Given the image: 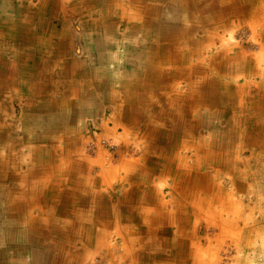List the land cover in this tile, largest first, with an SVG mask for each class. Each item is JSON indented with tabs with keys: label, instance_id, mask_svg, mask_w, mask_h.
Returning a JSON list of instances; mask_svg holds the SVG:
<instances>
[{
	"label": "bare ground",
	"instance_id": "bare-ground-1",
	"mask_svg": "<svg viewBox=\"0 0 264 264\" xmlns=\"http://www.w3.org/2000/svg\"><path fill=\"white\" fill-rule=\"evenodd\" d=\"M81 1L83 2L87 0ZM101 1L103 3L102 5L106 6L107 9L112 6L113 8L110 9L117 10L120 21L124 23L131 22L130 19L140 21L139 25L132 22L133 24L129 25V27L132 28V30L138 29L141 36L144 37V40L148 39L147 41H145L147 44L144 43V47L140 46L139 49L141 51L138 50L139 45H137V48H135L134 51L135 54L139 55V53H141L143 57H152V59L147 60L148 68L144 70L145 76L142 77L144 79H141L143 82V85L141 86L142 89L144 88L143 91L146 88L154 89V86L157 83V79H159L161 73L165 71L168 72L169 76H175L177 78L180 77V79H183L182 81L185 82L184 85H186L187 88L190 89L187 93L180 90L179 88L181 81L175 80V83L172 85L170 90V100L167 101L168 106H163L159 108V110L153 111V107H151L152 104L149 102V100L146 101V99H148L147 96H145V98L141 96L140 88H138L137 91H130L129 87H127L123 98L125 102L128 101L131 103L132 101L134 105H128L127 103L129 109L127 113L121 111L120 108H116L115 111L113 110L114 114L112 121H114V125H117L119 122L118 119L122 117L132 120L135 116L134 110L132 111V107L135 108V111L138 112L136 104L139 103L137 101L140 102V99H143L145 103L142 100V103L139 104V107H141V112L144 114H142L144 118H148L149 120H151L152 117H157L159 119L169 120L170 126L165 125V131H173L175 133H177L176 131H181L183 135L187 137H184L181 140L178 147H180L181 149L182 146H185L186 148L193 150L192 155L194 157L196 156V160H194L193 162H191L190 160L189 164L192 165H188L186 157L179 156L178 158H176L177 160H175L182 167H177L176 169L170 165L171 163L175 162L168 160V156L166 155L165 150L161 148L162 140L156 139L153 141L155 145L154 147H150L152 149H150V151L155 152L154 156H148L146 161L154 165L155 163H158V161H155V159H161V162L159 164H162V171L165 173V175L170 174L174 177V183H172L170 191L176 192L177 195L172 197L171 204H173V208L167 207V209L163 211V209L161 208L166 207L165 204L169 201V199L167 201L163 200V197L159 194L161 193L160 190H154L152 196H154L153 200H155L156 203L153 204L154 206L146 207L147 203L143 199V201L140 202V204L136 207V214L138 216V219L146 220L147 225H149V222L154 223L153 220H156L158 214H164V212H167L165 216L168 217V225L166 226L164 222L162 223V219L158 221V223L165 227L164 230L159 227H157L156 230L152 227H148L149 229H147V232L155 231V237L166 236V231H168L167 228H169L171 224L175 225L176 220L179 222V225L175 226L177 230L187 231L189 229L187 228V226L191 224L194 226L196 224L199 225L200 223H204L206 227L216 226L220 230L221 236L226 232L228 233V231L230 232V230L232 229L230 224L236 225V220L231 214H235V218L238 217V209H234V206L232 205V190L226 188L224 189V187L220 185V183L222 182V180H219L222 176L220 172L218 174H211L209 172H206L205 170H202V167L207 166V164L211 165L212 167H216L217 165H219L225 169H230V171L232 170L231 172H234V174H237L238 176L248 178L247 173L244 170H235L237 168L236 166H238L237 162L248 163V161L244 159L237 161L236 158H234L233 160L231 159L232 156L230 155L231 151H229V149L232 147L231 144L233 143V138L237 136L240 139L239 143L241 146L250 142L256 143L258 147L264 146V0H149L152 2H146V0H107L106 2L105 0ZM52 2H54V0H44L42 3V6L44 4V9L43 7L37 8V15L41 17L39 20L40 25L46 22L47 18L52 17ZM58 5H60L61 10H66L67 8H69L68 11H70V9L73 8V11L75 13L77 12L74 3L67 4L65 0H62ZM117 5H119V7H117ZM85 6L86 7L79 8L80 11L86 9L89 6L90 8L93 7L92 4H86ZM70 13L72 14V12ZM29 15L32 17L30 13ZM101 23H103V21H95V30L92 31L93 37H97L96 33H98L97 30H101ZM153 23L155 25H153ZM15 26H17V28L16 30H13L16 33H14L16 37L14 36V34L7 33L4 30H2L1 33L3 35H7L8 38L13 37L20 42H23L28 39L32 40L34 37H36V33L40 31L38 30V26L34 35L30 36L28 35L30 34V30H27L26 27L23 26V22L18 21L17 23H15ZM237 26L242 28L248 27L250 39L251 41H258L256 46L258 50L261 51L262 55L250 54L245 59V56L247 54H245L244 49L238 48L234 51L232 50V48L234 47L232 44H228L226 46L224 44L225 47H221L222 41L226 34L225 32H229V30ZM104 28H106L112 34L117 33L112 24H107V26H105ZM71 33L72 32L68 31L69 35H71ZM70 39L71 40L63 39V41L59 39L57 41L58 43L56 44V46L58 48V53L61 56L71 55L72 44L74 43L72 41L73 38ZM114 40L115 39L110 37L106 42V45L101 46H99L98 43L102 41H99L97 44H94L93 48L95 47V51L99 48L102 52V55L104 56L111 55L109 51H106V48H112L115 43ZM132 43V45H134V41ZM217 43H220V45H217ZM136 44L139 43L136 42ZM125 45L127 48L126 54H128L130 53L129 45ZM236 57H238L241 62L240 64L234 65L232 63ZM19 61L22 62L21 59H19ZM257 61L259 64L261 63V73L258 72L260 77L259 80L254 81L256 74L252 73V71L255 70ZM141 64L142 66L145 65L142 60ZM61 65L60 68L63 69ZM74 65L75 64L72 63L71 66L73 67ZM161 66L164 68H162ZM213 70H215L216 73H213ZM236 71L237 73H235ZM19 72L24 76L26 75L25 70ZM239 72L247 74L244 77L250 76V78H248L249 80L243 79L239 81L240 84L236 83L233 86L234 95H231L232 86L230 84H232L233 82L223 83L221 82L222 80L220 78L222 76L223 78L225 76H229L231 77V79H235L238 75H240ZM218 73H221L220 76H218ZM137 79L138 77H132L131 82H135L137 81ZM6 83L7 82L0 79V89ZM249 84L250 86L253 84L256 88V96L250 98L251 101L247 104V106L254 110L257 109L256 112H258L261 117H257L256 120L253 121L248 120L247 118H245L244 120L242 119V121L240 122V126L246 123V127H243V129H241L240 127L239 130H235L233 129V125L237 124L240 118H233L235 116L234 108L232 111V119H230L228 122L230 126L226 131L223 132V138L219 137V139H212L215 136L208 135L204 137L206 139L209 138L206 143V140H204L203 138L202 142L206 144L205 146H203V148L202 142L198 141V145L196 146L193 144V142H190L191 140H188V138L192 136V131L195 128L200 127L197 125L204 122L202 121V119H197L196 122H193V115H191V113H197L198 111L196 108L200 109L204 106L206 107L214 105L212 106V108H216L215 110L213 109V112L218 113L219 110H222L224 112L228 109L225 108V106L233 105V102H230L233 96L235 100L240 101L237 104L234 103L235 106L237 105L236 107H238L241 104V93L246 91V89L249 87ZM26 86L28 87V85ZM145 93H143V95H145ZM180 98L182 99L181 101H179ZM184 100H188L187 105L183 104ZM217 106H220V109H218ZM211 110L212 109H210L209 112H211ZM1 126L4 127L2 123L0 124V127ZM152 128V126H148V131L150 132ZM4 130L6 131V128H4ZM23 133L26 134V131H23ZM11 135L13 136V142L11 138H5L9 139L7 140V142H5V146L7 145V143H15L17 139L15 132H11ZM260 135L262 136L263 140L260 138ZM172 141L174 144L177 143L175 137H172L169 140L170 143ZM150 145L151 143L149 144V146ZM12 146L14 147V144ZM153 157L155 159L152 161L151 159H153ZM123 159L124 157L120 153L117 163L113 164V159L109 155V163H107V165L105 166L106 168H102V170H100L99 172L101 173V176L105 177V179H107V177L108 179H115L118 177L119 180L127 181L131 178V175L133 173L138 172L137 175L139 176V179H141L142 181L146 180V177L150 174V172L143 171L144 169H146H142L143 166L146 167L145 165H140L138 163V159H134L132 154L129 155L128 162H126V164L120 165L119 162H121ZM255 161L257 163L256 159ZM7 162L9 161L6 158L2 157V159H0V198L1 201H4L5 203L4 207H2L3 216L9 214L11 211H13L14 213H18V206H16L15 204H18V201L16 200L17 198L24 197V195H22L24 192V183H26L27 185V187H25L27 190L25 191V194H28V168L26 173H15V171L9 172L7 167L9 163ZM96 162H98V160H96ZM72 165L74 166L69 167H71L70 169L73 168V170L75 171V169L77 168L81 169L80 166L83 165V162L80 163V161L77 160L76 163ZM194 166L197 168L195 170H198L200 172V174H196L193 170V176L196 178V180L194 179L195 181L191 176L192 168ZM153 168L151 170H153ZM118 169H121L123 171V174L121 176L117 171ZM215 171L218 172L216 168H214V172ZM68 172L73 174V172H71L70 170H68ZM237 175H233L231 179L228 176V178L230 179V186L237 187ZM10 177H17L18 180L22 182L21 184L14 183L12 187L4 190V185ZM251 177H253L254 179L255 175L252 174ZM111 181L105 180V182H107L108 184V187L110 186ZM188 187H191L189 191L187 189ZM242 189H244V187H242ZM17 193H19L18 196ZM25 199H27L26 204L28 208V196ZM225 212L227 213V215H231V219L228 218L227 220V217L224 215ZM122 216H126V211L125 213H123L122 210ZM67 222L68 221H66V223ZM8 223V227L11 229L12 221L8 220ZM70 224H72V221H70ZM74 227L77 228L76 232L79 234L78 228H80V226L77 224ZM129 227L132 226L123 227L121 228V230H126V233H128L129 230L128 234H131V231L137 228L135 227L130 229ZM197 227L199 228V226ZM72 228L73 226L71 227V229ZM56 229H58V227ZM69 229L70 226H68L65 231L71 232ZM25 230H28V226H26L25 228H21V231ZM65 231V234H61L59 232L55 233V235L53 236V241L42 242V247L46 249L47 247H49V250L52 253L55 252L57 255L60 248H67L70 250L72 240L67 237ZM189 231H191V229H189ZM138 236L140 238V233L138 232L132 233L130 235V238L128 239L131 241V246L135 243L134 240H138ZM98 237L99 238L96 241V245H98L99 242L101 243L102 240L101 236ZM165 238L166 237L159 239L164 240ZM75 240L79 244H81L80 238ZM146 240L148 241L149 239ZM161 240H157L155 241V243L163 245L165 240L163 243L161 242ZM73 242L75 241L73 240ZM168 242H170V239H168ZM146 245L156 246L157 244L155 245L152 240V243H148ZM126 249L128 250L127 247ZM134 249H136V256L139 260L143 259L147 255L145 253V249L140 245H138V247H135ZM156 249L160 250L158 245ZM204 252L206 253V251H201L198 248L192 251V254L190 256L192 258V261L194 262L193 264H214V261L210 259L205 261V259H208V257H205ZM75 255L76 253L74 254V257ZM4 256L6 259L12 258V256H9V254H5ZM41 256L42 252L31 251L30 262L32 264H38ZM60 257H62V259ZM65 257L69 258V254ZM65 257L64 255L55 256V258L58 260H64ZM146 258L148 259L149 257L146 256ZM72 259L74 258L72 257ZM20 261L22 263L26 262L25 258H21ZM20 261L17 260V262Z\"/></svg>",
	"mask_w": 264,
	"mask_h": 264
},
{
	"label": "rangeland",
	"instance_id": "rangeland-1",
	"mask_svg": "<svg viewBox=\"0 0 264 264\" xmlns=\"http://www.w3.org/2000/svg\"><path fill=\"white\" fill-rule=\"evenodd\" d=\"M61 1L62 0H57V1L54 0V2H52V10H51L52 17L49 18V21H48L50 23V27L56 29V32L60 31L61 26L60 28H58V26L57 27L55 26V23L57 20V22H61V25H67L68 31L78 32L83 39V40L81 39V41H83L81 44V47H83L84 49L83 51L85 52L86 51H88V53L95 52V53H98V55H102V52L100 51L99 48L95 51V47L93 48L94 44H97L99 41H102L98 43L99 46L106 45V42L109 40L110 37H112L113 39H115L114 40L115 43L112 48H106L107 49L106 51L110 52L114 48L113 55H136L134 51H135V48H137V45H139L138 50L141 51L139 49L140 46L144 47V43H146L145 41L148 40V39L144 40V37L141 36L138 29L132 30V28L129 27V25H132L133 23H136L139 25L140 24L139 20L135 21V20L130 19L131 22H128V23H124L120 21L117 10L110 9V8H113L112 6L107 9L106 6L102 5L103 3L101 0H87L83 2L79 0L78 3L75 1L71 2V0H65L67 4L74 3L76 10H77L76 13L73 11V8H71L70 11H68L69 8H67L66 10H61L60 5H58L61 3ZM106 1L107 0H105V2ZM16 2H13L12 0V3H16ZM146 2H152V1L146 0ZM85 3L87 5L92 4L93 7L90 8L89 6L86 9L80 11L79 8L86 7ZM7 4H4V5H7ZM56 7H59V10L56 11L58 16H54L56 15L54 13L55 11L54 8ZM117 7H119V5H117ZM33 11L35 12H32L31 14L32 17L28 20V25H29L32 22L31 20L33 19V17H35L34 24H32V27L36 23L38 24L41 18L37 15V10L35 9V5H34ZM70 12H72V14ZM95 21L96 22L103 21V23H101L102 26L100 27L101 30L100 31L97 30L98 32L96 33L97 37H93L92 35V31L95 30ZM107 24L108 25L112 24L113 28L116 29L117 33L112 34L110 31L104 28L105 26H107ZM153 25L155 24L153 23ZM35 28L36 27L34 26L32 31H34ZM225 33L226 34L221 44L222 48H224L228 44H232L234 46L232 48V50L234 51L238 48H242L245 50L244 51L245 54H247L245 56V59L250 54L251 55H262L261 51H259L256 46L258 41H251L248 27L242 28V27L237 26L229 30V32H225ZM48 37L49 36L39 37V41L42 42L41 44L42 50L40 51V53L43 55H47L48 51L55 53L54 52L55 48L58 51L56 43L51 42L52 44L51 45L48 40L50 38ZM37 39H38L37 37H34L33 40L31 41L34 42V41H37ZM62 39H68V37L62 38ZM94 39H96V42H93ZM133 41H134V45H132ZM136 42L139 44H136ZM125 44L129 45L130 53L128 54H126L127 48ZM217 45H220V43H217ZM73 46L74 45L72 44V47ZM32 48L33 47L31 46V48L29 49V52L32 51L31 50ZM32 53L35 55L36 53H38V51H34ZM7 54L8 55H6L7 56L6 63L7 64L9 63L8 66H10V68H7V69H10L12 72L14 69H16V67H14V64L17 59L13 58V55H15L14 52L10 51ZM55 55L57 54L55 53ZM75 55H83V54H82V51H75ZM137 57L140 58V63H141V60L145 63L144 66H142V64L140 66L142 67L141 70L144 72V70L148 68L147 60L152 59V57L150 56L143 57L141 53H139ZM52 62L53 61L49 62L50 65H47V66L49 67L55 66L58 68V66H60L63 62L65 63V62H70V61H67L64 59H58V63H57V60H54L53 63ZM240 62L241 60L238 57H236L232 64L236 65V64H240ZM17 63L18 64L16 66L25 70L26 76H24L22 73L19 72V74L17 75L11 74V75H7L3 77L5 82H11L13 85L10 87H8L7 85H4V87H8L10 89L6 88V91L2 92L0 95V124L2 123L4 125V127L2 126L0 127V132H1L0 133V159H2L3 157L9 161L7 162L9 163L7 166L9 172L15 171V173H26L27 168H28V135H27L28 131L23 130V129H26L28 127V124H27L28 123V93H27L28 87L26 86L28 85V63L20 64L18 60H17ZM66 66L68 65L66 64ZM80 66H81V61L79 62L78 68H80ZM213 71H214L213 73H216L215 70ZM243 72H239L240 75H238L235 79H231V77L229 76H225L224 78L223 76L221 78L219 77L222 80L221 82L223 83L233 82L232 84H230L232 86L231 95H234L233 86L236 83L240 84L239 81L243 79L249 80L248 78H250V76L244 77L247 74ZM245 72H248V71H245ZM258 72L261 73V63L259 64L257 61L256 68L254 71H252V73L256 74L254 81L256 80L258 81L260 78ZM235 73H237V71ZM220 74L221 73H218V76H220ZM2 76L3 74L0 75V77ZM132 76L133 75H131V73L126 74V77L129 78L130 80L129 86L127 85V87H129V90L137 91L138 88L142 89L141 86L143 85V82L141 79H144L142 77L145 75L138 77L137 81L135 82H131ZM3 78H0V79H3ZM139 79H140V83H138ZM175 80L181 81L180 88H179L180 90L186 93L190 90L187 88L186 85H184L185 82L182 81L183 79H180V77L177 78L175 76H169L167 71L161 73L160 78L157 79V83L154 86V89L146 88L144 90V93L148 91L145 93V95H147V98H148L146 99V101L149 100V102L152 104L151 107H153L152 109L153 111H157L159 110V108L163 106H168L167 101L170 100L169 99L170 90H171L172 85L175 83ZM60 83H63V82L61 81ZM133 85L134 86L136 85L135 89H133ZM241 95L242 96H241L240 106L238 107H236L237 105L235 106V104L239 103L240 101L235 100L233 96V98L230 100V102H233V105L230 104L231 106H225V108H228L227 110L224 111L225 113L222 110H219L218 113L213 112V109L215 110L216 108V107L212 108V106L214 105L206 106V107L204 106L200 109L196 108L198 112L193 113V114L191 113V115H193V122H196L197 119H202V121L204 122L202 124L197 125L200 127L195 128L192 131L193 132L191 133L192 136L189 137L188 140H191L190 142H193V144L197 146L198 141L202 142L203 138L208 135L215 136L212 139H215V138L219 139V137L223 138L222 136L223 132L226 131L227 128L230 126L228 122L230 119H232L231 118L233 114L232 111L234 108H235L234 109L235 116L233 118L234 119L240 118L239 122L233 125L234 126L233 129L235 130H239L240 127L241 129H243V127H246V123L240 126V122L242 121V119L244 120L245 118H247L248 120L253 121V120H256L257 117H261L258 114V112H256L257 109L254 110L247 106V104L251 101L250 98L251 97L253 98L256 96V88L254 87V85L252 84L250 86L249 84V87L246 89V91L242 92ZM111 97L112 99L115 98L114 95ZM118 98H120V101L123 102L124 100L123 96L122 97L118 96ZM181 100L182 99L180 98L179 101ZM126 103H128V101H126ZM187 103H188V100L183 101L184 105H187ZM217 107L218 109H220V106H217ZM210 109H212L211 112H209ZM186 110H187V106H186ZM123 119H124L123 120L124 126L117 124L114 130L120 127L124 131V134L126 135L132 132L136 133L139 131L138 134H141L142 137L138 139L137 149L140 152L139 153L132 152V153L126 154L124 152H121V145L119 141H116L115 139L114 141L113 140H103L101 138V140H99L100 144H98V146L102 145L103 147H105L106 150L104 152L107 153L108 156L109 155L111 156V158L113 159L112 160L113 162L118 161L119 155L121 153L124 159L121 162H119L120 165L126 164V162H128L129 155L131 154L133 158L139 159L140 165L142 166L151 165L149 162L146 161L149 156L146 154H148L150 151L148 147H151V146L154 147L155 143L153 141L156 139L162 140L161 148L165 150L166 155L168 156V160L175 162V163L170 164L174 168L182 167L176 162L177 160L176 158H178L179 156L186 157L188 165H192V164H189L190 160L191 162L196 160V156L194 157L192 155L193 150L186 148L185 146H182L181 149L180 147H178L181 140L187 136L183 135L181 131H176L177 133L173 131L171 132L165 131L164 126L165 125L170 126L169 120L159 119L157 117H152V119L149 120L148 118H144V116L140 113L135 114L132 120L130 119L128 120L126 118H123ZM17 121L18 122L24 121L27 123H23V122L18 123ZM21 124H24V128L22 127ZM148 126L153 127L150 132L148 131ZM4 128H6V131L2 132ZM22 130L26 131V134L21 132ZM11 132H15V134L17 135V139L15 141L16 144L12 143L13 136L11 135ZM7 133L9 134L8 138H11L12 142L7 143V145L5 146V142L9 140V139H5L8 136ZM18 133H20L21 135H19ZM172 137H175V139L177 140L176 144H174L173 141L171 143L169 142V140ZM260 138L262 139L261 135H260ZM208 139L204 138V140H206L205 143L208 141ZM239 141L240 139L237 136H235L233 138V143L231 144L232 147L229 149V151H231L230 155L232 156L231 158L232 160L236 158L237 161L243 160V159L248 161V163L237 162L238 166H236L237 168L235 169V170H242V171L244 170L247 173L248 178H243V176H238L237 174H234V172H231L232 170L230 171V169H225L219 165H217L216 167H212L211 165L207 164V166L202 167V170H205L206 172H209L211 174H216V173L218 174L220 172L222 174V176L219 179V180H222L220 185H222L224 189L226 188V189L232 190L231 191L232 205L234 206V209L235 208L238 209V217L235 218V214H231L233 218L236 220V225L230 224L232 227V229L230 228L231 229L230 232L228 231V233L226 232L224 234L221 233L223 234L221 236L220 230L216 226L206 227L204 223H200L199 225L196 224L194 226L191 224L187 226V228L191 229V231H189V229L187 231L177 230L175 226L179 225L178 224L179 222L176 220L175 225L171 224L169 228L166 227L168 229V231H166V236L155 237L154 236L155 231L147 232V229H149L148 227H152L156 230L157 227H159L164 230L165 227L161 225L160 223H158V221L162 219L161 220L162 223L164 222V224L167 226L168 217L165 216L167 212H164V214H158L156 217V220H153L154 223L149 222V225H147L146 220L143 219L141 221L138 219V216L136 214L137 212L136 207L137 205H139V203H135V205H133L132 207L130 206V209L132 208L133 213L129 216V222L123 219L121 223H128L127 226L128 225L132 226V227H129L130 229L137 227L131 231V234L136 233V232L140 233V238L138 236V240H134L136 244L134 243L131 246V241L128 239L130 238V235H131V234H128L129 230H128V233H126V230H121L120 227H115V226H120L119 224L120 222H119V223H115L112 225V230L110 231V233H106V235L104 236L101 235L102 240H101V243L99 242L98 245H96V241L99 237L96 235H91V237H88V236L83 237V235L67 236L70 240H72L71 249L69 250L67 248H60V250L58 251L59 252L58 255H64L65 257L66 255L69 254V258L65 257L64 260H58L55 258V256H58L55 252L52 253L51 251L49 252L40 251L42 252V256L39 259L38 264H53V263H57V264H193L194 262L192 261V258L190 255L192 254V251L196 248L200 249L201 251H206V253L204 252L205 253L204 255L205 257H208V259H205V261L210 259L214 261V264H264V172H263L264 170V146L258 147L256 143H251V142L241 146ZM82 142H83L82 144H84V141ZM150 142H151V145L149 146ZM13 144L15 148L12 146ZM205 145L206 144L202 142V148ZM151 153H155V152L151 151ZM255 159L257 160V163ZM154 165L157 166V163H155ZM159 166L160 167H157L158 169L156 170L159 171L158 173H162L163 175H165V173L161 169L162 164H159ZM214 168H216L218 172L216 171L214 172ZM195 169L197 168L194 166L192 168V175H191L193 177L192 178L193 180L194 179L196 180V178L193 176L194 171H195L194 173L200 174V172ZM252 174L255 175L254 179L253 177H251ZM233 175H237L236 176V179L238 181L237 187L230 186L229 181ZM228 176L230 177V179L228 178ZM138 179H139V176H138ZM170 179H174V177L170 176ZM146 180H148V175L146 177ZM12 182L21 184L22 181L18 180L17 177H10L6 181V184L4 185L5 188L3 189L7 190L9 187H12L13 186ZM172 183L174 182L172 181ZM172 183H171V186H172ZM25 187H27L26 183H24V187H23L24 192L22 195H24V197L23 198L19 197L17 199L15 198L18 201V204H15L16 206H18V210H17L18 213H14L13 211H11L9 214H6L5 216H3L2 207H4L5 203L4 201L0 203V233L2 234V232L6 228H9L8 220L12 221L11 229L14 232V235H15L14 237H16L19 240H22L21 243L24 244L26 247L25 246L21 247L20 245H18L14 251L9 250L7 251L8 253H6V250L3 249L2 247V246H5V244L3 243L4 240L1 238L2 236L0 235V250L3 249L2 254L4 251L5 252L4 255L9 254V256H12V258L10 259H6L4 255L0 256V264H14L17 262V260L20 261L21 258H25L27 262L29 261L27 264H32L30 262L31 252H28V247L31 250V246L28 245V243L29 244H36V243L41 244L42 242H45L47 239H51L53 237V235H49V234L38 235V234L32 233L35 230L34 228L40 227L42 224L46 225L48 228H51L50 223L53 224L54 222L48 219L46 216L42 215L41 213L35 212L34 208L33 209H30V207L27 208V204H26L27 199L25 198L28 196V194L27 195L25 194L26 193L25 191H27ZM242 187H244V189H242ZM187 189L189 191L191 187H188ZM158 190H160L161 193L159 194L163 197V200L167 201L169 199V201L165 204L166 207L161 208L163 209V211H165L167 207H172L173 205L171 204L172 197L177 195V193L171 192L170 191L171 189H169L167 192H164L160 188ZM18 194L19 193H17V196ZM152 206L154 205L152 204ZM48 213L49 211H47V216H48ZM123 213H125V210H123ZM224 215L227 217V220L228 218L231 219V215H227L226 212ZM39 216H42V217H39ZM43 217L44 218L46 217L47 220L43 219ZM28 218H30L31 220H28ZM133 218H135V221H133ZM136 219L139 221H136ZM26 226H28V230L21 231V228H25ZM197 226H199V228ZM5 232H7V230H5ZM28 233L31 234V237H29V241H28ZM163 237H166L164 239L165 242L164 240L159 239ZM79 238L81 239V244H79L75 240ZM146 239H149V240L147 241ZM168 239H170V242H168ZM73 240L75 242H73ZM152 240L155 245L157 244L159 246L160 250L156 249L157 245L156 246L146 245L148 243H152ZM157 240H161V242L162 243L164 242V244L161 245V244L155 243V241ZM138 245H140L142 248L145 249V253L147 254L146 256L149 257L148 259L146 258V256L143 259H140V260L138 259V257L136 256V252H135L136 249H134L135 247H138ZM126 247L128 248V250L126 249ZM75 253L76 255L74 257ZM72 257L74 259H72ZM60 258L62 259V257ZM49 259H51V262ZM20 262H18V264H21Z\"/></svg>",
	"mask_w": 264,
	"mask_h": 264
},
{
	"label": "crops",
	"instance_id": "crops-1",
	"mask_svg": "<svg viewBox=\"0 0 264 264\" xmlns=\"http://www.w3.org/2000/svg\"><path fill=\"white\" fill-rule=\"evenodd\" d=\"M43 1L13 0L16 3H12V0H0V75L3 74L0 78L11 74L17 75L19 71H23L16 66L17 60L20 62L19 59H21L20 64L28 63V123L22 121L28 124V127L23 129L28 131V208H34L35 212L41 213L54 222L50 223L51 228L42 224L40 227H36L37 229L34 228L32 233L54 236L58 232L63 234L65 229L70 226L71 232L65 231L67 236H104L106 233H110L112 225L115 223L120 222V226L115 227H127L128 223H121V221L125 219L129 222V216L133 213L132 208L128 210L130 206L132 207L135 203L140 204L144 199L147 203L146 207H151L156 203L152 196L154 190L158 191L160 188L167 192L171 189L170 186L174 179H170V174L158 173L159 171L156 169L160 167L161 159L154 157L151 160L158 161L157 167L155 165L153 168L152 164L142 167V169L146 168L143 171L150 172L146 182L138 179V172L133 173L127 181L119 180L118 177L105 179L101 176L100 170L106 168L105 166L109 163L108 154L104 152L105 147L98 146L101 138L119 141L121 152L126 154L140 152L137 149L138 139L142 137L141 134H138L139 131L126 135L120 127L114 130L116 125L112 121V116L116 108L127 113L128 105H134L132 101L127 105L124 100L122 102L118 98L126 92L129 81L126 74L131 73L135 77H141L145 73L141 70L140 58L137 55H113L114 48L110 51L111 55L105 56L83 51L81 35L76 31L69 35L67 25H61V22H57V20L55 26L58 28L61 26V30L57 32L56 29L50 27L49 18L41 25L36 23L34 26L37 28L40 25L38 27L40 31L37 30L36 37L38 39L34 42L31 39L20 42L1 33L4 30L14 34V30L17 28L15 23L19 21L23 22V26L27 30H30L28 35H34L36 28L32 31L34 27L32 24H34L35 17L28 25V20L31 18L29 13L35 12L33 11L34 5H36V10L41 7L44 9ZM74 1L78 3L79 0H71V2ZM54 10L56 14L54 16H58L56 11L59 10V7ZM43 36H49L50 39H47L50 44L51 42L57 44L59 39L63 41L62 38L68 37L67 40L73 38L74 46L71 49V55L61 56L56 48L54 52L57 55L51 51H48L47 55L41 54L42 42L39 41V37ZM93 42H96V39ZM31 46L33 48L29 52ZM10 51L14 52L13 58L17 59L14 64L16 69L12 72L7 69L10 66H8L9 63H6V55ZM34 51H38V53L34 55L32 53ZM75 51H82L83 55H75ZM58 59L70 62H63L61 65L63 69L60 66L58 68L47 66L54 60H57L58 63ZM80 61L81 66L78 68ZM72 63L75 64L73 67ZM61 81L63 83H60ZM138 83H140V79ZM5 85L10 87L13 84L7 82ZM8 87L3 85L0 95ZM135 87L136 85H133V89ZM143 89H141V96L145 98L147 95H143ZM113 95L115 98L112 99ZM137 102L140 104L142 100ZM139 104H136L138 112L132 107L134 114H143ZM118 120V125H123V117ZM21 125L24 128V124ZM20 133L18 134L21 135ZM146 155L154 156V153L149 151ZM77 160L80 163L83 162V165L80 166L81 169L74 168V171L73 168H70ZM115 163L117 162H113V164ZM152 168L154 172L151 171ZM117 171L120 176L123 174L121 169ZM105 180H112L109 187ZM0 202H2L1 198ZM122 210L126 211L124 218ZM47 211H49L48 216ZM46 217L43 219L47 220ZM28 220L31 219L28 218ZM66 221L68 222L66 223ZM77 224L80 226L79 234L76 232L77 228L74 227ZM57 227L58 229H56ZM5 230L0 234L4 240L5 246L2 247L6 253L9 250L14 251L18 245L25 246L21 243L22 240L14 237L12 229L6 228ZM29 237H31L30 233H28V241ZM53 240L54 237L46 241ZM28 245L31 246V250L28 247V252L50 251L49 248L45 249L39 243H28ZM2 250H0V256L3 255ZM3 253L5 252L3 251ZM49 260L51 262V259ZM28 262L26 261L24 264ZM14 264H18V262Z\"/></svg>",
	"mask_w": 264,
	"mask_h": 264
}]
</instances>
